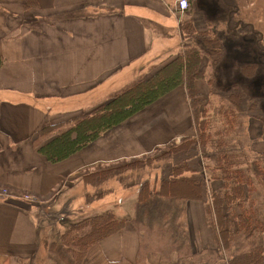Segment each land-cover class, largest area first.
Returning a JSON list of instances; mask_svg holds the SVG:
<instances>
[{"label": "crops", "instance_id": "crops-1", "mask_svg": "<svg viewBox=\"0 0 264 264\" xmlns=\"http://www.w3.org/2000/svg\"><path fill=\"white\" fill-rule=\"evenodd\" d=\"M197 1V12L189 5L179 14L177 0H0V264H30L37 258L41 240L55 232L43 226L40 213L54 210L61 195L73 201L65 202L69 210L95 212L105 198L85 203L73 190L83 187L88 172L194 135L183 84L62 162L49 163L34 142L45 124L71 120L153 64L177 55L181 41L189 39L184 25L198 30L201 12H213L214 5L212 17L219 19L217 2ZM193 91L207 95L208 84L197 79ZM253 131L248 126V135L260 136ZM65 219L56 220V227ZM184 223L197 251L214 247L201 203L185 204ZM139 242L127 222L88 247L81 264L134 263ZM144 264L171 262L147 254Z\"/></svg>", "mask_w": 264, "mask_h": 264}, {"label": "trees", "instance_id": "trees-1", "mask_svg": "<svg viewBox=\"0 0 264 264\" xmlns=\"http://www.w3.org/2000/svg\"><path fill=\"white\" fill-rule=\"evenodd\" d=\"M187 1L192 4V0ZM189 28L184 26L187 37ZM199 35L206 51L186 46L174 57L163 60L150 75H138L92 109L57 125L47 123L37 133L36 151L55 164L180 85L187 88L193 115L194 135L181 138L178 146L166 145L171 148L165 156L174 155L162 170L160 180L155 185L147 180L137 185L133 216L127 219L98 211L87 213L78 221L66 220L62 232L41 240L40 251L47 252V264H81L88 247L118 232L127 222L139 233L140 242L136 261L122 260L120 264H144L147 254L171 264H264V152L251 154L247 149L244 128L238 123L244 100L238 101L234 96L241 94L236 83L223 90L207 79L208 94L226 100L228 106L223 101L211 111L194 106L198 96L193 82L205 78L200 71L203 56H207L208 65L216 73L220 72L224 52L218 39ZM250 66L234 64L232 69L250 79ZM251 107L246 108V115L251 113ZM139 161L134 163L141 165ZM109 169L98 167L93 174L85 175L84 183H104L111 175ZM187 202L203 205L206 224L214 235L213 248L197 251L192 245L184 224Z\"/></svg>", "mask_w": 264, "mask_h": 264}, {"label": "rangeland", "instance_id": "rangeland-1", "mask_svg": "<svg viewBox=\"0 0 264 264\" xmlns=\"http://www.w3.org/2000/svg\"><path fill=\"white\" fill-rule=\"evenodd\" d=\"M214 1L222 8L219 19L214 20L212 17L214 15L211 13H216L214 5L212 7L213 12L209 9V12H211L209 14L204 12L198 14V16L200 15L201 17V26H198V30H196L193 24L190 26L189 33L187 32L190 34L188 37L189 39L181 41L182 47L179 49V52H182V49L186 46H196L206 51L205 41L199 34H206L209 39L215 38L223 43L224 52L219 63L220 69L218 68L220 72L214 73L213 69L208 65V58L206 55L202 58L200 69L205 76L204 80L206 83L207 79L212 80L214 85L221 87L223 90L230 88L234 83L239 86L238 90L241 94H236L234 96L238 101L239 99L244 100V111L239 113L238 123L240 122L239 125L244 128L243 134L247 140V149L250 150L251 154H258L264 152V0ZM193 3L192 5L190 4V7L193 12H197V8L195 9V7L199 2L196 0L195 2L193 1ZM186 24L184 25L185 27ZM161 64L162 62H157V65L153 64L145 73L150 75L152 71L160 67ZM234 64H250V67H252L250 71L253 72V77L250 79L241 77L237 70L232 69ZM237 66L238 65H235V67ZM197 96L198 97L195 98L194 101V106H198L201 110H206L208 107L211 111L219 107L222 101L228 106L226 100H222L215 95L207 94L199 96L197 94ZM250 106H252L251 113L246 115L245 110ZM248 126L252 135L254 132L253 129L256 128L260 136L253 138L252 135H248ZM179 143L180 140L173 142V144L169 146L175 147L178 146ZM169 146L161 147L158 151H153L138 159H130L117 164H111L109 167H104L110 168L108 173H111L104 183L100 185L83 183V187L78 184L73 190L76 189L77 193L81 194V200L85 203H89L93 200L100 201L105 198V201L100 203V205L94 206L95 212L109 211L114 213L117 217L130 219L134 214L137 185L140 181L145 180L149 181L151 185H155V181L157 182V180H160L162 170L168 165L169 160L172 161L174 155L168 153L165 156L167 149L171 148ZM143 158H145V160H143ZM138 160L142 163L141 165L134 163ZM95 170L88 172V174H93ZM83 191H85V195ZM63 200L64 195H61L56 200L57 202L55 201L54 210L52 209V211L47 214L40 213L41 220L44 222L43 226L51 231H55L51 234L62 232L63 230V227H56V220L66 218L65 220H72L71 222H74L83 218L87 213H91H84L82 211L92 210L88 207H81V210H69L66 203L70 204V202L73 201L68 203V197H66L64 201ZM103 203L106 204L104 205ZM57 206L60 211L55 210ZM40 254L41 255L30 264H47V252H45V250L43 252L40 251Z\"/></svg>", "mask_w": 264, "mask_h": 264}, {"label": "built area", "instance_id": "built-area-1", "mask_svg": "<svg viewBox=\"0 0 264 264\" xmlns=\"http://www.w3.org/2000/svg\"><path fill=\"white\" fill-rule=\"evenodd\" d=\"M176 6H177V12L179 14H184L188 10L189 4L187 0H177ZM1 195H6V191H2ZM25 199L28 201L35 202V199L29 196H25Z\"/></svg>", "mask_w": 264, "mask_h": 264}]
</instances>
